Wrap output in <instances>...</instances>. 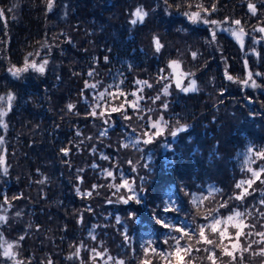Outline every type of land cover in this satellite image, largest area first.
<instances>
[{
	"label": "trees",
	"instance_id": "1",
	"mask_svg": "<svg viewBox=\"0 0 264 264\" xmlns=\"http://www.w3.org/2000/svg\"><path fill=\"white\" fill-rule=\"evenodd\" d=\"M196 4L209 9L210 14L201 11L209 20L228 19L216 28L215 42H210L215 26L193 23L184 15L200 11ZM137 7L148 15L133 26ZM0 9L5 11L0 19V96L15 97L3 118L7 128L0 127V216L7 217L0 222V264H105L108 256L113 257L108 264H166L152 252L145 256L142 245L151 241L157 253L170 252L171 237L181 235L176 228L196 229L231 209L245 212L244 222L255 228L244 229L252 235L241 236L235 261L222 253L224 246L231 249L229 240L215 248L216 264H264L259 254L264 237L257 235L264 232V217L257 211H264L259 203L264 183L257 180L243 201L229 199L241 192L235 184L251 177L247 169L264 164L255 155L264 150V33L253 30L264 27V0H55L50 12L46 0H0ZM241 27L243 47L221 30ZM153 36L163 45L160 52ZM25 57L37 64L47 59L44 73L29 69L13 76L9 69L23 67ZM173 60L179 62L174 73L168 67ZM177 79L181 88L191 89L195 81V90L177 88ZM126 99L138 108L134 111ZM121 104L130 119H124L123 109L111 113ZM93 108L105 118L90 116ZM145 132L150 143L143 142L149 138ZM105 170L113 171L114 178ZM121 177L139 203L135 198L124 203L120 197L131 193L109 187L121 184ZM94 184L100 187L92 190ZM90 190L91 196L83 195ZM225 201L228 206L221 208ZM166 205L179 211H164ZM228 231L234 236L236 229ZM206 235L219 242L208 229ZM181 243L201 249L185 256V264H211L203 249L214 245L187 236ZM9 244L13 258L3 255ZM92 248L103 256L93 259Z\"/></svg>",
	"mask_w": 264,
	"mask_h": 264
},
{
	"label": "snow or ice",
	"instance_id": "2",
	"mask_svg": "<svg viewBox=\"0 0 264 264\" xmlns=\"http://www.w3.org/2000/svg\"><path fill=\"white\" fill-rule=\"evenodd\" d=\"M55 0H46V6H47V10L50 12L53 9ZM168 3V0H165V4ZM171 5H169L170 7ZM189 7H192V4L188 5ZM15 7V5H14ZM177 7H179V5H177ZM196 8L200 9V11H194V12H185L184 15L188 17V19L190 21H192L193 23H197V22H203L206 25H212L215 26L214 28L211 29L210 35H211V41L210 42H215L216 40V36H217V32H216V28H220L221 24H226L228 22V19L225 18L224 21L220 22L217 20H209L206 17L201 15V11H203L204 13H209V9L204 8L203 4H196L195 5ZM248 10L249 12L253 15L256 16L257 15V8L256 6L249 2L248 5ZM12 9H8L7 11H11ZM211 10L215 11L216 10V5L212 4L211 6ZM5 15V11L3 9H0V19H3ZM134 18L130 20V23L135 26L137 23H143L144 22V18L148 15L147 12L144 11V9L142 7H137L131 14ZM233 23L235 25H240L241 21L240 20H234ZM222 31H228L231 33V35L233 37L236 38L237 41H239L241 43V46L243 47V36L245 35L244 29L241 27L239 28V30L237 31L236 29L233 28H221ZM254 31H259L264 33V27H260L258 29H253ZM264 38V37H262ZM254 43H256V41L254 40ZM153 45L155 48L156 52H160L161 48L163 47V45L160 43V40L158 37L153 36ZM46 46V45H45ZM32 53H28V56H31ZM192 57L193 59H195L197 57V53L193 52L192 53ZM105 60L107 61V57H105ZM48 64V60L47 59H43L41 63L37 64L36 61H31L29 62L28 58L25 57V61H24V66L21 68H10L9 71L12 73L13 76L15 77H19L21 73L23 72H27L29 69H32L35 72H38L40 74H43L45 71V66ZM168 67L171 68L173 70V73L176 71V69L179 67V62L176 60L170 61L168 64ZM164 70L161 69V72H163ZM226 74V78L228 80H233V77L231 75H227ZM89 76L93 75V72H89L88 73ZM184 75H190L188 73H185ZM256 75H260L259 73H257ZM160 79L164 80L167 79V77L165 76H161ZM248 79H251V73H249V77ZM137 84H147L146 81H137ZM241 83L247 85L248 84V80H243L241 81ZM192 84V88H188V87H183L181 88V81L179 79H177L176 81V87L177 88H181L182 91L184 92H188L190 90H195V81L191 82ZM148 87H151V85H147ZM253 87H256L257 85L255 84V81L252 82ZM86 87H92L95 88L96 85H87ZM109 87H112L111 85ZM117 89L119 90V85L116 86ZM164 93L165 95H167L168 93V85L165 86L164 88ZM120 95H125L122 91H120ZM130 95L132 96H136L135 92L130 93ZM100 98L103 99L105 96L104 92H101L99 94ZM14 96L12 93H8L6 96H0V127L3 128H7V124L4 123L3 118L7 115V112L11 109L12 106V101L14 100ZM139 99V98H138ZM155 99L159 100L160 97L157 96ZM126 102L127 99H126ZM7 104V108H5L3 105ZM130 104V107H132V109L135 111L138 108V104L135 102H128ZM75 107V105L73 104H68L67 105V109L69 111H72L73 108ZM97 107H99V105H97ZM163 107L166 109L167 108V104H164ZM121 109L124 110V119H130V117L127 115V109H124V105L121 104L119 107H112L111 108V113H117L120 112ZM111 113L108 114L107 118L105 119V123H108L111 120ZM90 116L94 117V118H105V113L104 112H100L97 113L95 108H93V110L89 113ZM162 119V118H161ZM151 127L153 129H156L158 127L157 123H153L151 125ZM182 130V129H181ZM77 135H80V133L78 132ZM101 135H104V133H101ZM145 136H149V134L147 132L144 133ZM152 135H159V132H154L152 133ZM173 136L176 135L175 132L172 133ZM89 139H91L89 137ZM144 143H150L151 142V136H149L148 139H145L143 141ZM3 143V137H0V144ZM129 145L125 144L123 145V147H128ZM61 151L64 153V155H68V150L67 149H61ZM254 150L253 148H249L248 152L252 153ZM255 155L259 158V159H264V150L258 151L255 153ZM102 159H109V157L107 156H102ZM4 162V158L3 156H0V163ZM251 162V160L246 161V163ZM132 162L129 161V164H131ZM93 167H96V165H93ZM133 170H135L133 168ZM6 171V169H5ZM107 177H113L114 178V173L113 171L110 170H105ZM247 172L251 173V177H249L246 180H241L238 181L235 184V188L237 189H241V192L236 194L234 197H230L229 199H235L238 201H243L245 199L246 196L251 195V193L248 191L249 188L252 187V185L259 180L261 183H264V179H262V174H264V164L259 166L258 170H254L252 168H248ZM121 184L119 185H115V184H110L109 187H115L117 189V191H119L121 188H125L129 193H131V195H129L127 198H125L124 196H121L120 199L124 202V203H128L129 200L132 199H136V202L139 203L140 202V197L138 196V194L136 193V191L131 187L129 181L123 177H121ZM82 182V181H81ZM39 183L43 184L44 180L39 181ZM244 185H247V187H244ZM97 187H100L99 185H92V190H95ZM92 190L87 191L85 193H83L84 196H91L92 195ZM215 191H219L216 189H211L210 192H215ZM78 194L80 193V190L77 189ZM195 200V198H194ZM111 202V201H109ZM5 204L9 203V201L7 199H5L4 201ZM259 203L261 205H264V198H262ZM228 206V202L225 201L223 204L220 205L221 208L227 207ZM179 211V209H177L175 207V205H172L171 207L169 206H165L164 211ZM259 215L261 217H264V211H261L259 209H257ZM217 212H219V209H217ZM17 215H20V213H17ZM246 213L245 212H241L238 211L236 209H231L230 210V214L227 216H221V215H217V216H213L211 218V220L209 221V223L207 224H203V225H198L196 229H189V230H185L183 228H176L175 231L181 233V235L179 236H173L171 237V239L175 242L173 246H171L172 250L170 252H164L161 251L159 253H157V250L155 248L152 247L151 245V241L148 242L147 246L142 245L143 251L145 256L148 255L149 252H152L153 254H157L159 255L161 258H163L166 262V264H173V259H174V264H185V256H189L191 257V253L193 250L199 252L201 251L200 248H192V245L185 243L182 244L181 241L184 240V238L187 236L189 238V240H191L193 237H196V243L200 244L203 243L204 245H214V248H208L205 247L203 249L204 252L208 253L207 255V259L211 262V264H216L217 261V255L215 252V248H220L221 245H224V241L227 239L230 241L231 243V249H229L228 246H224L222 248V253L223 255H226L228 257H230L233 261H235L237 259L236 257V251L240 248L239 245V240L241 238V236H251L252 232H247L245 233L244 229L245 228H255V225H249L246 224L244 222L243 217H245ZM247 215H251V213H247ZM7 220L6 216H0V222H4ZM157 223L162 224L165 228H169L171 227L169 224L164 223V221L162 219H160L159 217H156ZM205 220H208V217H205ZM118 222H119V218H118ZM232 227L234 229H236L234 236L229 233L228 228ZM206 229L210 230V232L212 234H215L218 236V240L219 242L216 243L213 239H210L208 235H206ZM257 235L264 237V232H259L257 233ZM20 240H23L24 237L21 236L19 238ZM93 239H95V237H93ZM129 238L127 237V235L125 234V241H128ZM165 243H167V241H165ZM81 247H83V245H81ZM81 247H77L76 248V252L75 255L77 257H79V253L81 251ZM13 248L12 244H9L7 246V248L4 250L3 255L7 258H13L16 254L13 253L11 251V249ZM248 248H251V244L248 245ZM248 248H244L243 251H247ZM90 253L93 254L92 258L95 259L96 257H102L103 253H101L100 251H98L96 248H92L90 250ZM261 255H264V249H261V252L259 253ZM241 259H242V254H241ZM113 260V257L108 256L107 260L105 261V264H108V261ZM16 264H23L22 261H17ZM49 264H51V261H49ZM81 264H84V262L82 261ZM116 264H125V261L123 260H118L116 261ZM141 264H151V261L149 260H142ZM187 264H191V260H189L187 262Z\"/></svg>",
	"mask_w": 264,
	"mask_h": 264
}]
</instances>
